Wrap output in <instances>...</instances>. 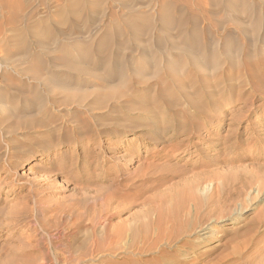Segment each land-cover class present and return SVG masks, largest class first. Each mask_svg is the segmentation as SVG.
<instances>
[{
	"label": "rangeland",
	"instance_id": "obj_1",
	"mask_svg": "<svg viewBox=\"0 0 264 264\" xmlns=\"http://www.w3.org/2000/svg\"><path fill=\"white\" fill-rule=\"evenodd\" d=\"M0 1V102L7 107L5 111L1 104L0 110L11 112L7 116L1 111L2 124L22 127L50 111L54 102L63 103L65 111L76 99H83L92 109L83 107V112H77L83 120L80 127L88 131L103 124L101 128L119 129L113 149L103 150L106 152L101 156L97 152L108 140L99 133L100 138L85 147L77 140L67 143L69 148L50 147V152L61 154L64 161L57 157L39 161V154L46 153L42 150L36 153L35 163L25 165L28 155L24 152L31 142H24L17 152L19 157L12 158L17 161L13 168L0 159L5 166L2 170L10 172L11 179L6 189H0V264H57L54 255L69 260L67 264H104L102 253L82 257L84 251L91 250L93 233L101 237L104 227H136L138 220L147 218L143 214L150 216L147 213L152 204L160 203L162 196L180 197L187 184L201 178L204 186L213 177L219 180L217 210L222 215L217 222L205 224L217 237L204 242L203 249L256 226V215L264 213V0H123L126 8L122 0H7L6 6L4 0ZM10 3L15 13H10ZM116 107L119 109L114 110ZM69 122H74L67 121L70 132L73 124ZM134 125L146 129L133 132ZM175 128L181 133L166 138ZM2 136L0 131L3 141ZM148 136L161 139L156 148L163 151L152 155L172 150L170 159L152 160L156 165L148 174L154 175L151 181L143 180L137 190H118L110 204L118 214L109 219V224L91 227L86 221L74 241L73 252L53 250L47 231L54 233L55 228L73 221L63 208L78 204L91 214L98 213L101 195L116 190V183L108 180L111 171H102L99 162L117 158L124 152L122 146L127 145L132 150L138 148L143 159L145 145L152 142ZM57 163L69 169L61 175L43 170ZM139 163L134 158L126 170L136 175ZM36 188L40 189L37 194ZM195 190L200 200L208 199L204 190ZM134 214L137 220L132 218ZM39 220L46 230L39 227ZM7 222L17 227L7 230ZM20 224L26 225L24 229ZM220 248L210 256L219 254Z\"/></svg>",
	"mask_w": 264,
	"mask_h": 264
},
{
	"label": "bare ground",
	"instance_id": "obj_2",
	"mask_svg": "<svg viewBox=\"0 0 264 264\" xmlns=\"http://www.w3.org/2000/svg\"><path fill=\"white\" fill-rule=\"evenodd\" d=\"M12 1L13 0H11V2ZM147 1H149V0H147ZM5 2L7 3V0L6 1L4 0V3ZM28 2H30V1H28ZM6 3H5L4 6H6ZM124 3L125 2L123 1V7L126 8L125 6H127V5L125 4V6H124ZM217 3H219V2H217ZM121 4H122V2H121ZM239 4H241V3H239ZM36 5H37V3H36ZM235 6H236V3H235ZM8 7L10 9H13L14 5L12 3H10V5ZM19 8H20V6H19ZM25 8H27V6ZM41 8H43V7H41ZM21 9H23V8H21ZM15 11L13 9V10H11L10 13L11 14L15 13ZM16 14H13V15L15 16ZM13 18H15V17H13ZM0 52H1V50H0ZM35 66H37V65H35ZM251 72H253V70ZM136 80H138V79H136ZM107 82H108V80H107ZM119 84H120V82H119ZM113 92H115V90ZM126 92H128V91H126ZM52 94H53V91H52ZM126 94H128V93H126ZM130 94H132V93L130 92ZM90 96H91V94H90ZM78 97H79V95H78ZM133 97H135V96H133ZM76 98H77V96H76ZM90 98H91V100H93L92 97H90ZM102 98H103V96H102ZM113 98H114V96H113ZM129 98H130V96H129ZM6 99L7 98H5V100ZM58 100H59V98H58ZM58 100H56V101H58ZM117 100H119V99L117 98ZM64 101H65V99H64ZM133 101H134V99H133ZM3 103L4 102H2V103L0 102V105L2 104V106H3ZM137 103H139V101ZM62 104L63 103H55L54 102L53 105H52L53 108L50 111H48V112H46L44 114H41L40 117L35 118V121H33L31 123H28V124L26 123V125H24L22 127L19 126L18 128H14V127H17V126H13L12 124L11 125L10 124H6V125L2 124L3 122H2V119H1L0 120V131H1L2 135H3L2 136L3 137V141L0 140V159L5 161L10 167L13 168L14 166H16L17 161L13 160L12 158L15 157V156L19 157L17 152L19 151V148L24 144V142H31L32 145L27 147L25 149V152H24V153H26L28 155L26 158H24V164L25 165L27 163H30L31 161H34V163H35V161L37 160V158H35L36 157L35 156L36 153H39L38 151H42V150L46 151V153L43 154V155L39 154V158H38L39 161L40 160L44 161L46 159L55 160L56 157L58 158L57 159L58 161H64V157H62L61 154L58 153L57 156L52 154L50 152V149H51L50 147H52L54 145H67V143H70L71 141H74V140L81 141L83 143L82 145H84V144L87 145L88 143H90V141L98 140L100 138V137L97 136L99 133H101V136H103L105 139L108 140V143L105 142V143H107V145L103 146V149L99 150L97 152V155L101 156L103 154V152H104L103 150H105V149L106 150L113 149V146L115 145V141H113V139H114L115 133H117L119 131V129H110V128H108L107 123L110 122V121H108L107 123L105 122L107 127H103V128L100 127L101 125L103 126V124H101L102 122H100V124H101L100 125L98 123V121H96L95 123H98L100 125V126H98L100 129L88 128V131H90V134H88V131H86L85 129L82 128L84 126H82V127L79 126V125H81V124H79V121L81 120L83 122V120L80 118L82 116L79 117L80 119L78 118L79 115L77 116V112H83V111L80 110L83 107L87 111L91 110L92 107L90 106L91 105L90 102H87V100L85 101L83 99H76V102H75L74 106L71 108V106L68 105L70 107L66 108L65 111L63 110L64 108H61ZM167 104L169 105L171 103H167ZM64 105L66 106V104H64ZM118 105H120V104H118ZM122 105L123 104H121V107H122ZM131 105H135V102H134V104H131ZM136 105H138L141 108L140 104H136ZM146 105L148 106L147 103H146ZM4 107H6V106H3V109L5 110ZM110 108H111V105H110ZM117 108L118 107L114 108V110L117 109ZM149 108H152V106L150 107V105H149L148 109ZM110 110H112V109H108V112ZM152 110H153V108H152ZM1 111L3 112L2 109L0 110V113H2ZM4 113L5 112H3L2 114L4 115ZM10 113H5V114L7 115V114H10ZM129 113H131V112H129ZM113 114L114 113H112V115ZM153 114H155V113H153ZM156 114H157V111H156ZM86 115L87 114H85V116ZM115 115H117V114H115ZM119 115H120V113H119ZM119 115H117V116L119 117ZM23 116H25V115L23 114ZM93 116H95V115L93 114ZM103 117H104V115H103ZM146 117H147V115H146ZM4 118H5V116H4ZM125 118H126V116H125ZM84 119H86V118H84ZM88 119H90V118H88ZM134 119H136V118H134ZM4 120H7V119L5 118ZM95 120H96V117H95ZM153 120H154V118H153ZM67 121H72V122H74L76 124L74 126V123H72L73 127L71 128L70 132L67 129ZM93 121H94V117H93ZM27 122H29V121H27ZM120 122L121 121H119L118 124H120ZM4 123H5V121H4ZM69 123L71 124V122H69ZM123 123H125V122H122V124ZM88 125H89V123H88ZM124 125H126V124H124ZM110 126H112V125H110ZM116 126H117V124H116ZM130 126H133V125H129L127 127H130ZM134 127H136V129L133 130V132L140 131L141 133H142V129L145 128V127H142V126H141L142 128H139L140 127L139 125H134ZM148 129H150V128H148ZM184 129H185V127H184ZM166 130H167V128H166ZM153 132H155V131L153 130ZM180 133H181V131L178 132V128H175V129H172V130L170 129V133L167 135L166 138L171 139V138L175 137L176 135H178ZM156 135H157V133H156ZM158 137H159V134H158ZM149 139H151L152 142L147 143L145 145L144 150H145L146 154L143 157V159H142V156L139 153V149L138 148L132 150V149H129V147H127L128 145L126 144L127 146H122L123 147L122 150H124V152L122 154H120L117 158H113V159H111V161L104 160V161L99 162V168L102 171H111L112 176L109 179L107 177H105V176H103V178L104 179H108V180L111 179L112 181H110V182H113V184L116 183V186H117L116 190H114V191H112L110 193H105V194L101 195V197L99 198V200H100V208L98 209L99 210L98 213L91 214V210L90 211H86L84 207H81L78 204L77 205H71L70 204L71 206L70 205L68 207L66 206L67 207L66 209L63 208L62 209L63 213H65L69 218H72L73 221H71L70 224H66V223L63 224L62 223L63 224L62 227L55 228L54 233L53 232L50 233V232L47 231V233L49 234V236H48L49 237V245H50L51 248H53V250L56 249V250H59V251H61L63 253H71V252H73V250L76 249L75 248L76 245H74V241L76 240V237H77L79 231L85 226V224H87V223H85L86 221L90 224L91 227H94L97 224H101V225L104 224V226H105L107 223L108 224L110 223L108 221H109V219H111L112 216H115L116 214H118L117 211H114V210L112 211L110 209V207H111L110 204H111V202L114 199H116L118 190H122L124 192H127L132 187H135L136 190H137V187L138 186L140 187V183L143 180L151 181L150 178L152 177V175H154V173H151V174H148V173H149V170L151 169V167L154 168V166L156 165L154 162H152V160H156V158L157 159L164 158V159L168 160L171 157V151L172 150L170 151V153L166 152L165 154L162 153L161 155L153 156L152 155L153 153L159 152L162 149V148H156L157 143L160 142L161 139L158 140L157 137H151V136L149 137ZM166 146H167V144H166ZM67 147H68V145H67ZM84 147H85V145H84ZM175 148H176V146H175ZM161 151H163V150H161ZM82 155H84V154H82ZM82 155H81V157H82ZM134 158H137L138 162L139 161L141 162V163H139L141 166L138 167V169L135 170V172H136L135 174L136 175L132 176V173H134V171L132 173L127 171L126 170L127 169L126 166L128 164H130ZM10 167H7V168H10ZM144 167H147L148 169H144ZM2 169H5L4 164H0V189H3L4 187L6 189V186L8 187V181L11 180V179L8 180V178H9L8 176H9L10 172L9 173L5 172ZM68 169H69V166H66L65 164H61L60 165L58 163L56 165H51V166L47 165V166H45L43 168L44 171H56L57 175H61V172H66V170H68ZM197 172H199V171H197ZM190 173H191V171H190ZM199 174H200V172H199ZM200 180L201 181H196V182H192L190 184H187L188 185L187 186V190H183L182 189L183 192L180 195V197H178L176 195L172 196L171 194L165 195V197L160 195V196H162L163 199L159 196L162 200H161L160 203H156L155 202L156 204H152L153 203L152 200L149 199L151 204H152V207H151L150 213H147V212L146 213L150 214V216L148 215L149 216L148 217V216H146V214H143V216L145 215V217H147V218L143 219V217L141 216L142 220H138L139 223L137 224L136 227H127V225L126 226L122 225L121 228H116L114 230H108L107 227H104L103 228L104 230L102 232L101 237H99V236H97L96 234L93 233V237H92L91 242H90V245H91L90 249L91 250L90 251L89 250L88 251H84V255L82 257H84L86 255H93L95 252L102 253L101 255L104 258L102 261L104 262V264H239V263H242V264H264V213H259V214L256 215V218H255L256 226L255 227L252 228L251 226H253V225L250 224L251 226L247 227L245 231L237 232L235 236H233V237L231 236V238L229 237L228 239L226 238L224 240V242H220L219 244H216L212 248L211 247L210 248L207 247L208 249H203L202 245H203L204 242H206L208 240H211L214 237H217V236H215V234L213 235V231L214 230L210 229L208 227V225H205V224H207L208 221H214L215 220L217 222V220H219V218H222V215H219L220 213L218 214V210H217V209H219L218 208L219 205L217 204L218 203L217 199L220 198L219 197V195H220V186H219V182H218L219 180H217V179H215L213 177L212 181L207 182V183H209L208 185H210V186H206V184H207L206 182H205L206 184L204 186V183L202 182V178ZM136 181H138L139 183L136 184ZM202 183H203V188L204 189L202 188ZM157 185H160V184L157 183ZM41 186L43 188L46 187V185H41ZM48 187H50V186H48ZM196 187L200 188V190H204L206 192V197H208V199H205V201L200 200L201 198L199 199L197 197V194H200V193L195 194L194 191H193V190H195ZM185 188L186 187H184V189ZM37 189L40 190L39 188H36V193L35 194H37L39 192ZM138 189L141 190L140 188H138ZM188 190H189V192H188ZM200 190H198V191H200ZM127 195H128V193H127ZM130 196H131L130 198L134 197V195H130ZM156 199L158 200V198H156ZM189 200L191 201L190 203H192V209L191 210H190V207H188V201ZM98 203H99V201H98ZM87 204L90 205L91 203L89 204V202H88ZM148 204H150V203H148ZM35 205H37V204H35ZM47 205H45L46 208H47ZM148 206L150 207L151 205H148ZM113 207H114V205H112V208ZM81 208H83V209H81ZM49 209H50V207H49ZM148 209L146 211L149 212ZM62 211H61V213H62ZM36 212H38V211L36 210ZM55 213H57V212H55ZM58 213H60L59 210H58ZM135 214L132 216V218H134V216H135V220H137ZM23 215H22V217H23ZM27 216H29V215H27ZM63 216H65V215H63ZM137 216H139V215H137ZM56 217H57V215H56ZM22 221H24V223H26L25 221H27V220H22ZM57 221H59V220H57ZM67 221H68V219H67ZM67 221H65V222H67ZM10 222H11V220H10ZM10 222H7V224L5 223L6 226L3 225V226H5L7 228V230H11L13 228V225L16 226L14 223L12 224ZM19 222L20 221L18 220L17 223H19ZM37 222H38L37 224L39 225V227H41L42 229L46 230V228H44L45 223L42 220H39ZM52 224H54V223H52ZM126 224H128V223H126ZM24 225L21 226V224H20L18 226L19 227L20 226L23 227ZM55 226H56V224H55ZM50 227H51V225H50ZM109 228H111V227H109ZM122 228H125V230H121ZM136 228L138 229L137 231H136ZM23 229H24V227H23ZM111 229H113V228H111ZM23 231H25V230H23ZM194 235H196V237H197L196 240L198 241V243L193 240V239H195ZM85 237H87V236H85ZM85 237H84V239H85ZM219 237L221 239H223L221 236H219ZM26 239H28V238H26ZM27 241H26V243L29 244ZM23 243H25V242H23ZM199 243H201L200 247H198ZM31 245H33V244H31ZM79 245H80V243H79ZM29 246H30V244H29ZM220 247H223V248H222V250H220L218 252L219 254H217V255H215L213 257L210 256L214 252L215 249L220 248ZM98 253H97V255H99ZM94 256H95V254H94ZM99 256H98V258H99ZM82 257L79 258V259H82ZM54 258H55L54 260L56 261L57 264H59V263L67 264V263L70 262L67 259L61 260L56 255H54ZM100 258H101V256H100ZM91 259H92V257H91ZM19 264H21V263H19ZM75 264H79V262L77 261Z\"/></svg>",
	"mask_w": 264,
	"mask_h": 264
}]
</instances>
